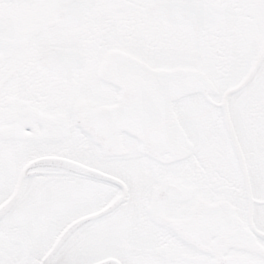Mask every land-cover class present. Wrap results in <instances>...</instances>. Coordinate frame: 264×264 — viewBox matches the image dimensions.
Listing matches in <instances>:
<instances>
[{"label":"snow or ice","instance_id":"1","mask_svg":"<svg viewBox=\"0 0 264 264\" xmlns=\"http://www.w3.org/2000/svg\"><path fill=\"white\" fill-rule=\"evenodd\" d=\"M0 264H264V0H0Z\"/></svg>","mask_w":264,"mask_h":264}]
</instances>
